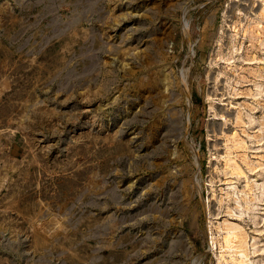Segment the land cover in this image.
<instances>
[{
	"label": "rangeland",
	"instance_id": "rangeland-1",
	"mask_svg": "<svg viewBox=\"0 0 264 264\" xmlns=\"http://www.w3.org/2000/svg\"><path fill=\"white\" fill-rule=\"evenodd\" d=\"M0 264H264V0H0Z\"/></svg>",
	"mask_w": 264,
	"mask_h": 264
},
{
	"label": "bare ground",
	"instance_id": "bare-ground-1",
	"mask_svg": "<svg viewBox=\"0 0 264 264\" xmlns=\"http://www.w3.org/2000/svg\"><path fill=\"white\" fill-rule=\"evenodd\" d=\"M186 88V87H185ZM184 88V89H185ZM243 172V171H242ZM240 233V232H239ZM238 233V234H239ZM242 234V233H241ZM238 238V235L236 233V231H229L228 235L225 237L226 239V243H227V246H231L234 244V242L236 241V239ZM237 243V242H236ZM229 248V247H228ZM244 248V247H243ZM235 249V248H234Z\"/></svg>",
	"mask_w": 264,
	"mask_h": 264
}]
</instances>
